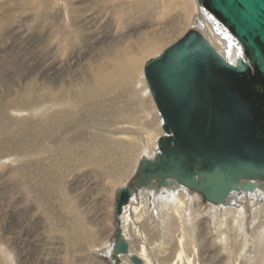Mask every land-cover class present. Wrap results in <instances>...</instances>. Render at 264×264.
Instances as JSON below:
<instances>
[{
  "label": "rangeland",
  "instance_id": "rangeland-1",
  "mask_svg": "<svg viewBox=\"0 0 264 264\" xmlns=\"http://www.w3.org/2000/svg\"><path fill=\"white\" fill-rule=\"evenodd\" d=\"M92 1L0 0V84L8 80L0 85V264H114L110 251L116 225L113 221L115 192L127 183L143 153L137 152L136 155L131 153L133 149H128L130 153L123 154V145H109L104 140H101L99 148L93 142L84 143L78 161L74 160L69 149L60 153L57 149L70 138L67 137L70 132L84 126L87 121L83 119L80 121L82 124L78 122L74 124L76 128L73 126V130H68L71 113L63 111L64 107H54L52 111L58 114V121L52 136L56 137V142L50 146L48 137L51 126L47 117L51 112L49 106L54 102L48 96V88L56 83V103L62 105L65 103L63 97L66 100V96L77 95L70 80L75 81L88 73L98 55L111 52L110 48L112 50L130 33L151 31L150 28L152 31L159 28L166 33L174 29L178 16L181 17V7L188 12L192 5L194 7L188 28L193 26L199 31L205 29L195 27L194 21L200 19L202 9L206 10L196 0H106L108 2L105 4L99 1L95 6H90ZM68 6H86L89 9L75 11L72 14L75 20L70 22ZM164 12L167 14L163 15ZM4 15H8L7 18H2ZM217 21L228 32L223 23ZM141 65L144 79V64ZM144 84L154 112H157L145 79ZM59 91L63 94L60 95ZM79 124L81 126H77ZM85 128L94 131L87 126ZM161 133L159 126L157 136ZM151 150L148 155L154 152L152 147ZM115 152L125 155L126 159L114 162L112 156ZM23 169L27 170L24 172ZM40 170L43 172L39 173ZM48 171L55 176L50 201L53 204L67 201L68 191L74 198L76 196L74 200L81 210V219L83 217L89 227L84 235L76 233L75 229L72 233L64 231L65 221L75 219L63 213L66 210L61 204L62 209L60 206L52 208L49 199H41L43 194H47L42 193V184ZM40 175L42 179L38 177ZM114 178L115 181L110 180ZM33 189L37 193H32ZM260 189L257 187L256 191ZM185 191L188 201H182L176 210L165 205L167 201H163L164 193L163 198L158 193L155 195L159 196L157 202L155 196H147L144 195L146 191H139L143 199L156 200L154 202L160 206L156 214L146 213L144 207H139L135 213L137 218L141 215L139 222L135 220L134 224L137 222L136 225L145 235L143 242H139L140 238L134 235L131 227L135 225H130L132 222H121L126 238L131 242V250H138L143 244L154 253L159 250V253L175 244L179 252L181 248L177 243L182 238L187 256L193 250L197 253L201 251L198 264H264V210L255 201L242 199V215L239 213L241 218L236 222L229 216L224 220V217L215 214V210L220 209L217 206L226 208L228 203L210 205L196 193ZM28 193L31 199L26 196ZM253 193L248 194L251 196ZM137 197L138 194L134 200ZM195 203H198L196 212L191 210L196 207ZM131 205L135 206V201ZM238 209L234 212H238ZM150 259L148 257V263L154 264V260ZM121 260V264H131L125 256Z\"/></svg>",
  "mask_w": 264,
  "mask_h": 264
},
{
  "label": "water",
  "instance_id": "water-1",
  "mask_svg": "<svg viewBox=\"0 0 264 264\" xmlns=\"http://www.w3.org/2000/svg\"><path fill=\"white\" fill-rule=\"evenodd\" d=\"M244 48L228 63L194 27L147 59L143 75L161 118L155 158H142L136 176L116 192L110 251L144 264L119 216L154 180L157 189L184 187L204 202L225 203L233 192H253L264 181V0H196Z\"/></svg>",
  "mask_w": 264,
  "mask_h": 264
},
{
  "label": "bare ground",
  "instance_id": "bare-ground-1",
  "mask_svg": "<svg viewBox=\"0 0 264 264\" xmlns=\"http://www.w3.org/2000/svg\"><path fill=\"white\" fill-rule=\"evenodd\" d=\"M99 1H100V4H105L108 2L106 0H104V1L103 0H94V1H92V3H90V6H92V5L95 6ZM66 3H68V5H70L69 2H66ZM68 7H69L68 17H69L70 22H73L75 20V18L72 15L75 11L79 10L80 8H81V12L87 11L89 9L86 6H84V7H80V6H77V7L71 6L70 7V6H68ZM167 8H169V7H167ZM193 10H194L193 5L191 6V9L189 12L185 8L181 7V14H180L181 17L179 18V16H178V23L175 25L176 27L174 26L175 27L174 29L169 30L166 33L164 31L161 32L160 31L161 29H159V28H158L159 30L156 29V30L152 31V29L150 28L151 31L148 30V31L140 32V33H137V32L130 33L129 35L124 37L121 40V42L117 43L115 45V47L113 46L114 48L112 50L110 48L111 52L105 53L103 56L102 55L100 56L97 54L98 57L94 63L91 62L94 65L92 64L93 65L92 68H90V70L88 69L89 70L88 73H86L85 75H82L80 78L76 79L75 81L70 80V82H72L74 85V89L77 91L76 92L77 95H75V96L69 95V97H67L66 95H63V96H66V100L63 97V100L65 103H62L63 101L60 99L59 102H61L62 105L56 103L57 95H58L57 94L58 92H55V90L57 88L54 85L56 83L53 84L52 86H50L48 88L49 89L48 96L54 102V103L50 104V106H49V108L51 109L50 114L48 113L49 116L48 115H47L48 117L46 116L48 118L49 125L51 126V128L49 129L50 132H49V137H48V142H49L50 146H53L56 142V137L52 136V135L55 131V126H56L57 121H58V117L56 116L58 114H55V111H52V109L56 106H58V109H59V107L60 108L64 107L63 111H67V112L71 113L69 125L67 128L68 130H71V129L73 130L74 124L82 121L83 119H85L87 121L86 122L87 124H85L84 126L82 125V127H78L76 130L70 132V134L68 136L64 135V137L67 136L70 138L63 144V146H61L60 149H57V150L60 153H63L65 150L69 149V151L73 154L74 160L78 161L82 156L84 143L93 142L94 146L99 148L100 144H101V140H104L109 145H116V146L117 145H123L125 147V150L121 151V153H123V154L130 153L128 149H131V150L133 149L132 150L133 152H131V153H134L136 155L138 153L142 152L143 154H141L140 158L138 160L136 159L137 164L135 166L134 171L131 170V171H133V173L131 174V177L129 178V180L127 181L126 184L131 182L132 179H134V177L136 176V171H137V166H138L139 161L142 158H149L152 160L155 158V156L157 154V138H158L157 134L159 133V126L161 127L160 115H159V113L157 114L158 111L154 112L155 110H154L153 105L151 104L150 97H148L147 92L145 90V84H144L145 78L143 79V77H142V71H141L142 65L141 64H144L143 62H145V59H148L150 55H154L156 53L159 54L164 48H166L171 43H173L175 40H177L180 36H182L186 32V30L189 29L188 26H189V22H191L190 20H191V16H192L191 14H192ZM166 14L167 13H165V12L163 13V15H166ZM7 16L8 15H4L2 18H7ZM199 17H200V19L198 18V20L196 19V21H194L195 25H196L195 27L201 26V27L205 28L200 32L202 34L204 32L203 35L206 37V39L208 41H210L211 43L213 41L212 45L214 46L216 51L222 52L226 57L229 56V57L233 58V65L236 64L238 59L243 58L245 56L244 55V48L241 44H239L236 37L231 35V33L228 31L230 33L229 34L225 30V28L220 25V23L217 21V19L213 15H211L209 12L207 13L206 10L202 9V14ZM192 27H190V28H192ZM208 28L211 32L208 31ZM219 46H220V48H219ZM110 47H112V46H110ZM217 47H218V49H217ZM101 51H103V50H101ZM99 53H100V51H99ZM236 57H240V58H237V60L235 61ZM91 63H89V64H91ZM140 65H141V67H140ZM15 67H16V65H15ZM15 75H17V74L15 73ZM74 76H75V74H74ZM68 80H66V82ZM5 81H8V80H4L3 82H1V84L4 83ZM64 82L65 81H63V83ZM61 83H62V81H61ZM4 84H3V86H4ZM138 85H140V87ZM9 86L11 87V83ZM59 86H61V85H59ZM43 88H45V86ZM63 91L65 92V89ZM67 91H68V89H67ZM67 93L68 92H66L65 94H67ZM62 94H63V92L62 93L60 92V95H62ZM143 94H144V97H143ZM58 109H56V110H58ZM85 113H87V114H85ZM62 114H61V116H62ZM63 115H66V114H63ZM65 117H67V115ZM155 123H156L157 128L154 126ZM3 125L6 127L5 124H3ZM75 126H74V128H76ZM77 126H81V125L79 124ZM85 126L92 128L94 131H88V129L85 128ZM63 132H62V134H63ZM76 136H77V140H76ZM61 137L63 138L62 135H61ZM62 138L60 140H62ZM123 138H126V139H123ZM151 147H152V149H154V152L152 153V155L149 154V155H151V156H149L148 153L151 150ZM110 150H112V149H110ZM117 153L118 152H115V154H113V156H112V158H115V159H113L114 162H116V160H117V162L119 163L121 159L122 160L126 159L125 155H118ZM116 166H117V164H116ZM118 167H120V166L118 165ZM25 170H27V169H25ZM25 170H24V172H25ZM31 170H34V169H31ZM15 171H16V169H15ZM45 171L46 170H44V173H45ZM40 172H43V171L40 170L39 173ZM35 173H36V171H35ZM36 177L37 176H35V178ZM38 177L41 178V175ZM28 178H29V176H28ZM36 179H38V178H36ZM43 179H44V181L42 184V187H43L42 193H47L49 195V197L47 196V194H43V195L41 194L42 195L41 199L43 201L49 199L48 200L50 203L49 205H51L52 208L59 207L61 204L66 210L63 213L66 212L69 216H72L75 219V221H73L71 219H68L67 221H65L64 231H66L68 233H72V231L77 230V231H75L76 233L84 235L85 230L87 228L89 229V227L87 226L88 224L84 221V218L82 217V219H81V216H82L81 210L78 207V202L76 200H74V199H76V196L74 198L73 197L74 195L71 196L70 192L68 191L66 193V196L68 198L67 201H65L63 203L56 202L55 204H53L50 201V198L52 196V190H53V186H54L55 176L48 171V174L44 175ZM30 180H31V178H30ZM110 180L115 181L116 179L114 178V179H110ZM49 183H50V185H49ZM47 187H49V189H46ZM121 187H123V186H121ZM257 187H261V189L257 190V191L256 190L253 191L254 193L251 196L248 193H252V192H246L247 194H242V195L239 194V193H242V191L233 192L230 196H228L225 203L215 204V205H221V204L225 205L228 203L226 208H222L221 206H217V208H220V209L215 210L216 216L224 217L223 218L224 220H226V218L229 216L230 219H233L236 222L239 221V219L241 218V215H242L240 212L242 210V204H243L242 199H244V200L245 199H251L252 201H255L257 203L256 205L259 206L261 208V210H264V181H257ZM119 188H117V190ZM157 188L158 187L156 186L154 180L151 181L150 185H148V186H146L140 190H135L132 187V189L134 191V196L131 198L130 202L132 200H134V197H136L137 194H138V197L134 200L135 206L131 205V203L134 202L133 201L131 203L129 202L130 204L123 208V213L118 217L120 220V227H121V222H123V221L126 223L132 222L130 224V225H132V224H134L135 220L136 221L139 220V217H141V215L138 218L135 216V213L137 212V210H139V207L140 208L144 207V209H146V213L147 212H150L152 214L157 213L158 206H160V205H157V203L154 202L156 200L152 201L153 200L152 198H151L152 199L151 201H149L147 199H143V196L141 193L139 194V191H141L142 193H144L146 191L145 193H147V194H144V195H147V196H155V195L159 194V196H161V198H163L162 195L164 193L165 199L164 200L162 199V200L164 202L166 200L167 202L165 203V205L168 207H171L174 210L179 208L180 203L182 201L185 203H186V201H188V199H185V197H186L185 196V192H186L185 190H187V189L182 187V186L179 188H175V187H163L160 189H157ZM117 190H116V192H117ZM177 190H179V191H177ZM35 191H36L35 189L31 190L32 193H34ZM116 192H115V197H116ZM181 192H184V193H181ZM36 193H37V191H36ZM36 193L34 196H36ZM152 193H154V195ZM41 195H39V196H41ZM140 195H141V197H140ZM26 196L31 199L30 193H28ZM159 196H157V197H159ZM157 197H156V199H157ZM161 198H160V200H161ZM182 198H184V199H182ZM115 200H116V198H115ZM115 200H114V220H113L114 222L117 219V216L115 214ZM201 200L203 201V199H201ZM37 201H39V200H37ZM110 201H113V200H110ZM157 202H159L158 199H157ZM189 204L191 205V203H189ZM207 204L211 205L213 203L207 202ZM103 205L105 206V204H103ZM181 205H184V204H181ZM195 206L196 207H194V208L192 207L191 210L193 209L196 212V210L198 208L197 207L198 203H195ZM60 208H61V206H60ZM237 208H239L238 212H234ZM128 209H129V212H128ZM51 212L54 214L52 209H51ZM51 212H50V215H52ZM46 214L47 213H45V215ZM140 214H141V212H140ZM21 216H22V214H21ZM52 216H54V215H52ZM88 223H89V221H88ZM115 224H116V222H115ZM136 224H137V222H136ZM136 224H134L135 226H132L131 228L134 231V235L136 237L140 238L139 242H143V240H145V235L143 234V232H141V229ZM116 226H117V224L115 225V229H116ZM91 227H93V226H91ZM73 229H75V230H73ZM112 230H114V229H112ZM114 232H115V230H114ZM114 232H113V234H114ZM123 233L125 234V236H127V234L124 231H123ZM1 239H2V237H0V240ZM127 240L129 241V239H127ZM130 243L131 242H129V244ZM92 244H94V243L92 242ZM182 244H183V240H182V238H179L178 243H177V245L180 246L179 248H181L179 252H178L177 246L175 244L172 247L166 248V250L161 251L159 253H157L159 251L158 249H157L158 251L154 253L153 250L145 247L143 244H140L138 250L132 249L133 251L131 250L132 246H130L129 252L130 253H137L140 257H142L144 259L143 261L145 264H149L148 263V257L154 260V262H155L154 264H198L197 259H198V256L199 257L201 256V251L199 252V250H198L199 253H197L195 250H193L192 254L190 256H187L186 252L183 250ZM176 249H177V253H175ZM237 260H239V259H237Z\"/></svg>",
  "mask_w": 264,
  "mask_h": 264
},
{
  "label": "built area",
  "instance_id": "built-area-1",
  "mask_svg": "<svg viewBox=\"0 0 264 264\" xmlns=\"http://www.w3.org/2000/svg\"><path fill=\"white\" fill-rule=\"evenodd\" d=\"M226 30V29H225ZM227 31V30H226ZM210 42V41H209ZM211 43V42H210ZM212 44V43H211ZM220 54H221V56L228 62V63H230V64H233V58H231V57H226L222 52H220V51H218ZM242 57V56H241ZM237 58H240V57H236L235 58V61L237 60ZM235 63V62H234Z\"/></svg>",
  "mask_w": 264,
  "mask_h": 264
}]
</instances>
